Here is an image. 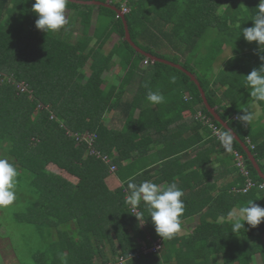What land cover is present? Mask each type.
Returning a JSON list of instances; mask_svg holds the SVG:
<instances>
[{"label": "trees", "instance_id": "16d2710c", "mask_svg": "<svg viewBox=\"0 0 264 264\" xmlns=\"http://www.w3.org/2000/svg\"><path fill=\"white\" fill-rule=\"evenodd\" d=\"M95 1L118 10L127 3L129 9L123 15L131 41L146 54L165 60L170 59L162 50L177 53L181 61L172 62L196 77L210 107L248 146L255 160L264 158V136L236 119L244 100L264 105L250 96L245 82V76L264 63L259 59L264 51L258 55L256 42L240 35L256 18L260 0ZM34 2L0 0V157H7L20 172L17 199L11 206L20 204L12 220L26 227L22 238L36 236L44 242L35 255L36 264H65L61 254L66 264H118L119 257L125 264H145L147 257H153L142 251L151 245L148 234L160 239L163 247L169 244L156 234L143 202L137 210L143 212L145 221L141 224L136 219L125 202L126 181L174 182L165 174V166L190 146L198 145L199 156L210 155L212 150L228 152L212 129L224 128L183 71L151 61L125 40L123 21L115 10L69 2L65 15L82 26L81 36L73 41L74 32L64 28L49 33L36 28ZM112 34L118 37L116 44L108 52L100 50ZM200 47L204 51L192 65ZM225 48L230 53L221 57ZM116 55L121 56L124 73L113 90L103 75ZM218 57L223 59L215 67ZM144 61L152 68L151 78L139 85L135 95L125 98L127 81L135 71H142L139 67ZM19 84L26 90L20 91ZM149 89L162 93L165 102L152 105L147 100ZM111 111L129 121L119 129L109 126L104 118ZM184 111L200 115L188 128H173ZM131 116H135L133 122ZM85 133L96 135L91 146L77 138ZM179 138L184 146L176 145ZM91 148L95 153H88ZM232 148L244 156L251 178L263 182L235 139ZM106 156L109 164L102 160ZM110 165L115 171H110ZM237 175L241 188L244 179ZM263 192L253 188L228 196L237 204L253 200L264 206ZM199 232L219 235L222 242L217 245L223 246L231 261L250 264L253 255L260 254L264 264V222L255 228L245 222L244 229L235 233L229 221L205 223Z\"/></svg>", "mask_w": 264, "mask_h": 264}, {"label": "crops", "instance_id": "0c3cea01", "mask_svg": "<svg viewBox=\"0 0 264 264\" xmlns=\"http://www.w3.org/2000/svg\"><path fill=\"white\" fill-rule=\"evenodd\" d=\"M92 33L93 30L89 31V35H92ZM111 37L113 38L112 43L106 46L108 41L104 42L100 50L108 52L116 44L118 37L113 34L109 38ZM94 42L95 39H92V43ZM120 57L118 55L114 56L109 65L110 69L103 75L107 84L111 86L110 89L113 90H116L124 73ZM139 68L142 71H135L134 75L130 76V80L127 81L124 91L125 98H131L135 95L139 85L141 83L144 84V82H147L151 78V66L147 64L145 66L143 63ZM252 104L251 106H245L244 109L251 112L255 119L258 118L259 121L261 106L254 102ZM137 113L138 111L135 115ZM198 114L199 112L192 114L184 111L181 115L182 120L175 123L173 128L179 127V125H185L188 128L193 120L198 118ZM104 119H106V123L107 119H109L111 127L117 129L121 128L124 122L129 121L128 118L126 121L123 120L122 115L117 111L107 113ZM134 119L135 116H131V122ZM244 126L248 127L249 125L246 123ZM253 131L259 133L260 136H264V124L257 128L255 127ZM190 138H194L192 131H190ZM169 143L171 142H165L159 145V147ZM175 143L178 146L185 145L180 141V138ZM197 147V144L195 148L194 146H190L188 150L182 151L180 156H175V160L165 166V174H170L169 177L175 180L174 182L184 192L182 199L185 203V210L181 218L182 230L172 239H166L169 244L167 247L162 246L160 239H152L151 235L148 234L147 239L151 243L148 248L158 243L159 249L156 252L148 253V255H153V257H147L145 264H239L237 261L228 259L230 255L223 252V246L221 249L217 245V243L222 242L219 235L203 234L202 232L197 234L198 227L204 226L205 223L229 221L228 213L230 211L236 210L241 206H247L234 203L228 196L233 195V193L237 194L236 190L239 189V185L237 184L238 175L236 170H234L233 159L230 156L231 153L228 151L217 154L210 149L212 150L209 153L210 155H206L205 153V155L199 156L197 155ZM207 148H212V146H208ZM183 154L184 156H182ZM200 163L201 166H199ZM258 164L264 167V158ZM162 183L166 185L169 182L163 181ZM261 207L264 206L262 205ZM147 215H149L148 212ZM149 232L152 233L151 228ZM237 240L241 242L240 238ZM262 241H264V238ZM252 259L253 261L257 259L258 263L263 264L262 255L260 256V254H254L250 264H252Z\"/></svg>", "mask_w": 264, "mask_h": 264}, {"label": "clouds", "instance_id": "9594fccd", "mask_svg": "<svg viewBox=\"0 0 264 264\" xmlns=\"http://www.w3.org/2000/svg\"><path fill=\"white\" fill-rule=\"evenodd\" d=\"M69 2L70 0H35L32 5V11L38 16L35 27L46 33L60 31L68 24L65 12ZM258 7L259 11L251 26L241 29L240 35L242 34L247 42H256L257 54L259 55L260 51H264V0H260ZM120 11L122 12V10ZM259 59L264 61V55H259ZM245 82L250 96L256 102H264V63H261L258 68H253L245 76ZM147 100L152 105H159L165 102V97L158 90L149 89ZM253 118L252 113L242 110V114L236 119L245 125ZM234 139L235 132L231 128L224 129L219 136V141L226 151L232 150ZM19 175L20 172L13 162L7 157H0V208L10 206L16 201ZM126 183L128 195L125 202L133 210H136L135 217L141 224L145 221L144 214L137 209L143 202L149 213L148 217L151 218L155 227L156 234L163 240L172 239L182 230L181 216L185 210V203L182 199L184 192L177 183L171 182L165 185L145 180L137 184L132 179ZM228 217L233 233L244 229L245 222L250 227L255 228L264 222V207L253 203L251 200L247 206H241L230 211ZM61 256L66 264V257L63 254Z\"/></svg>", "mask_w": 264, "mask_h": 264}, {"label": "rangeland", "instance_id": "374dc122", "mask_svg": "<svg viewBox=\"0 0 264 264\" xmlns=\"http://www.w3.org/2000/svg\"><path fill=\"white\" fill-rule=\"evenodd\" d=\"M110 1V0H108ZM122 9L128 10L129 7L127 3H124L122 5ZM70 15V14H69ZM96 15V11L94 12V16ZM66 18L68 19V24L64 26V29L67 31H74L73 34V41H75L79 36H81V29L82 26L77 23V22H72L70 21V18L68 15H66ZM95 24V17L92 18V25L89 31L93 30V26ZM115 35V34H113ZM113 38H109L107 41L108 43L106 46H109V44L112 43ZM106 41V42H107ZM204 51L201 47L200 50L196 51V57L192 61V65L196 60H198V57L200 56V53ZM229 48H225L224 53L221 55V57H224V55H228ZM162 53L164 54V57L168 58L172 61L174 60H179L181 61L180 57L178 56L177 53H172V50L168 49L167 51L162 50ZM205 54L202 55V57ZM221 57H218V62L216 63V66H219L218 64L219 60H222ZM189 58V57H188ZM168 60V61H170ZM143 65V64H142ZM146 66V64H145ZM195 71L197 69L193 67ZM200 71V70H199ZM204 73L203 71H200ZM209 78H212L211 74L209 75ZM253 105L252 102L249 103L246 100L243 101V103H240V106L242 108L245 106H251ZM260 116H259V121L258 118L255 119L253 118L252 121L247 122V125H249L250 129H253L256 127L261 126L264 124V111H263V106L260 105ZM245 110V109H243ZM251 113V112H250ZM106 116V115H105ZM107 124L109 126H112L111 123L109 122V119H107ZM89 154H91V150L88 151ZM264 168V167H263ZM14 206H7V207H2L0 208V264H36V258L35 255L40 252V250L44 247V242L40 238H36V236H31V237H25L22 238L21 234L22 232L26 231V227H22L21 223H15L12 220V216H14L15 209L19 206V201L16 203ZM6 208V209H5ZM3 209V210H2ZM33 233V232H30ZM53 238H55V233L52 232ZM178 257V254H177ZM251 263V261H250ZM252 264H260L258 263L257 259L256 261H253L252 259Z\"/></svg>", "mask_w": 264, "mask_h": 264}, {"label": "water", "instance_id": "95a60500", "mask_svg": "<svg viewBox=\"0 0 264 264\" xmlns=\"http://www.w3.org/2000/svg\"><path fill=\"white\" fill-rule=\"evenodd\" d=\"M71 3H76V4H82V5H102L105 6L107 8H111L113 10H115L119 17L122 19L123 21V25H124V31H125V40L128 41L130 43V45L139 53L145 54L151 61L153 62H161L164 64H167L171 67H174L176 69H179L181 71H183L189 78L190 80H192L195 85L198 87L200 96L202 98L203 104L206 107V109L208 110V112L211 114V116L222 126V128L226 129V128H230L227 123L225 121H223L220 116L215 112V109L213 107H210V105L208 104L204 91L201 88L198 80L196 79V77L191 74L189 71H187L186 69H184L183 67H181L179 64L173 63L171 61L156 57V56H152L150 54H146L144 51H142L139 47H137L132 41L131 38L129 36V32H128V27L124 18L123 13L118 10L116 7L110 5L109 3H103L100 1H95V0H70ZM235 140L238 141V143L241 145V148L243 150V152L245 153L247 159L250 161L251 165L253 166V168L255 169V171L257 172L258 177L264 182V173L262 172L258 162L255 160L254 155L251 153V151L249 150L248 146L242 142L237 135L235 134Z\"/></svg>", "mask_w": 264, "mask_h": 264}, {"label": "built area", "instance_id": "2783aa9c", "mask_svg": "<svg viewBox=\"0 0 264 264\" xmlns=\"http://www.w3.org/2000/svg\"><path fill=\"white\" fill-rule=\"evenodd\" d=\"M126 11H127L126 9H122L123 13ZM144 63L146 64V61H144ZM18 87H19L20 91L26 90V86L24 84H19ZM212 129H213V134L219 140V136H220L222 131L220 129L214 127V126L212 127ZM95 137H96L95 134H87V133L77 136V138L79 140L86 141L88 143V145H90V146L92 145ZM92 153H95V151H94V149L91 148V154ZM231 154L233 156V164H234L238 174H240L241 177L244 179V185L241 188L237 189L236 192L245 194L253 188L263 189L264 183L254 181L251 178V176L249 175V170L247 168L244 156L240 152H238L237 150H234L233 148L231 150ZM102 160H104L108 164L110 163L107 156L102 157ZM110 171H115L114 165H110ZM132 212L136 213V210L132 209ZM158 249H159V244L156 243L151 248H143L142 251H143V253H147V252L149 253V252H156ZM129 257H130V255H129ZM118 264H125V259L123 257H119L118 258Z\"/></svg>", "mask_w": 264, "mask_h": 264}]
</instances>
